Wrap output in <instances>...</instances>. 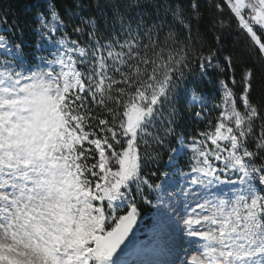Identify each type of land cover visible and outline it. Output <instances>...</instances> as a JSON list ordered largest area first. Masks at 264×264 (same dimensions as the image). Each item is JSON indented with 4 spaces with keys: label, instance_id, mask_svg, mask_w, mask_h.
<instances>
[{
    "label": "snow or ice",
    "instance_id": "obj_1",
    "mask_svg": "<svg viewBox=\"0 0 264 264\" xmlns=\"http://www.w3.org/2000/svg\"><path fill=\"white\" fill-rule=\"evenodd\" d=\"M11 11L0 264H264V0Z\"/></svg>",
    "mask_w": 264,
    "mask_h": 264
},
{
    "label": "trees",
    "instance_id": "obj_2",
    "mask_svg": "<svg viewBox=\"0 0 264 264\" xmlns=\"http://www.w3.org/2000/svg\"><path fill=\"white\" fill-rule=\"evenodd\" d=\"M0 3H8L11 5L12 11L8 14V21L11 23L13 16H17L20 18L21 24H23L24 20L27 18L22 11L23 5L30 3V0H0ZM0 27H6V25H0ZM209 39L211 40V35L209 36ZM241 38L235 36V34L229 36L225 34L223 45L225 48L231 50L234 47L242 46V44H238V41H240ZM227 55V52L224 53ZM198 72V69H197ZM201 87L204 89V91H208L211 88L210 84H202ZM195 127V125L189 124L188 128L191 129ZM200 128H203L204 125H199ZM142 218L145 224L150 225L152 221V215L148 211V209H144L142 211Z\"/></svg>",
    "mask_w": 264,
    "mask_h": 264
},
{
    "label": "rangeland",
    "instance_id": "obj_3",
    "mask_svg": "<svg viewBox=\"0 0 264 264\" xmlns=\"http://www.w3.org/2000/svg\"><path fill=\"white\" fill-rule=\"evenodd\" d=\"M151 227V226H150ZM150 227H145L142 220L140 221V231L137 232L138 239H147V236L149 234Z\"/></svg>",
    "mask_w": 264,
    "mask_h": 264
}]
</instances>
